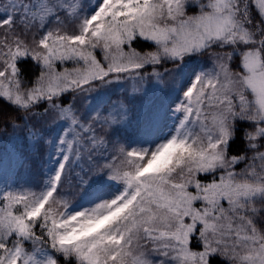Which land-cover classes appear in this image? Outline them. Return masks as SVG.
I'll return each mask as SVG.
<instances>
[{
	"label": "rangeland",
	"instance_id": "1",
	"mask_svg": "<svg viewBox=\"0 0 264 264\" xmlns=\"http://www.w3.org/2000/svg\"><path fill=\"white\" fill-rule=\"evenodd\" d=\"M251 2L262 26L251 18L247 0H0V95L14 103L25 94L35 100L66 91L116 67L118 59L142 66L145 59L123 52L136 38L164 45L168 58L208 52L178 66L136 71L128 84L117 81L119 89L116 80L109 90L101 88L115 100L120 91L143 95L152 86L133 114L118 102L103 118L106 97L93 94L87 113L134 136L123 150L130 157L124 169L108 167L99 189L90 193L91 185L62 213L49 207V196L77 162L67 112L58 113V136L49 134L56 140L47 147L34 146L30 132L31 154L38 148L31 159L13 160L5 151L9 133L5 139L0 134V264H55L52 252L76 264H210L211 256L226 264H264V226L248 220L261 213L262 188L232 179L240 157L226 154L231 123L243 122L255 158L249 162L264 165V0ZM63 11L77 16L78 32L45 30L38 48V30ZM14 22L21 27L12 34ZM34 52L43 73L34 88L22 87L15 62ZM85 118V127L92 125ZM81 165L87 171L94 162Z\"/></svg>",
	"mask_w": 264,
	"mask_h": 264
},
{
	"label": "trees",
	"instance_id": "2",
	"mask_svg": "<svg viewBox=\"0 0 264 264\" xmlns=\"http://www.w3.org/2000/svg\"><path fill=\"white\" fill-rule=\"evenodd\" d=\"M247 6L250 10L251 18H256L262 26L263 22L258 12L255 11L256 9H254L251 0H247ZM192 9L193 7L191 8V10ZM62 16L65 17L64 15ZM77 23H79L77 16H74L71 19L65 17V19L61 18L60 20H53V22L50 23V28L58 30L59 32L66 35L75 34L78 32ZM1 26L2 25H0V27ZM41 32V30H38V34L36 36L37 40L39 36H41ZM37 47H40V44H37ZM218 47L224 48L223 46ZM123 52L129 55L132 59L138 58V61H142L145 59L144 62L146 63L140 66V62L135 63L137 61L132 60L128 65H125L121 59H118L116 62V67L111 68L105 74L99 77L88 79L83 82L77 80L78 84L66 91L53 93L48 96H43L41 94V97H38L35 100L31 99V96L29 97V95H23L21 93L19 96L21 97V95H23L21 98H19V100L21 101L19 103H14L11 99H6L5 97H2L0 95V133L5 132L6 134H11L13 132H18L23 135L22 131L26 132L28 127H30L36 133L41 132L43 134L49 135L55 131V126L57 123L55 121L58 120L56 116H53L50 118L48 124H44V122L42 121V114L44 115V112L49 107H62L68 105L72 110L71 117L75 118L73 121H77V123H79L80 121H84L86 119L85 115L87 113V107L85 106V103L89 99L93 98V92L97 91L98 93V91H102L101 88H103V90H109L111 88L112 82L116 80L114 82V84L116 85L119 79H124L125 74L131 72L135 73L138 70L147 71L148 69L151 70L152 68L162 70L163 68L171 67L181 62L182 60H187V57L199 58L208 53L207 51H201L199 54H183L181 58H168L166 52L164 51V46L154 44L140 38L134 39L131 42L130 48L125 49ZM195 55H198V57H196ZM94 56L97 59L101 56V54L97 51L95 52ZM31 57L21 59L16 63L18 72L14 78H17V80L20 81L22 87L34 88L36 85H38V81L40 80L43 73L44 68L42 64L39 62V60L35 59V57ZM236 60L237 55L233 58V61ZM119 65H121V67L118 68ZM234 66L237 68L236 64ZM41 86L38 87V92H40L39 90L41 89ZM45 87L48 88V85H46ZM104 93L105 95L108 94V96L106 104L103 105V110L108 108L113 102L118 103L119 101L127 99L126 92L124 91H120L119 95L117 96L118 98L115 100L112 95H110L109 91H104ZM15 95L17 96V94ZM77 97H83L82 107H80V103L76 102ZM89 122L94 123L92 125H88V129H90L92 133L95 134V136L93 137L92 135H88V137L86 138V145L78 149V151L76 152L77 156L74 155L77 162H73L72 166H68L66 168V171H63V174L59 180V183L63 182V185L68 191L67 193L65 192V189L60 190L59 188H57L56 192L63 195L64 201L71 199L70 197L71 195H74L75 189L77 190L78 188H86L90 187L91 185L96 186L98 184L95 179L85 181L83 180V177L85 179H87L86 176H89L90 178L93 176L100 177L102 172H107L106 163L109 162L111 154L106 149L101 147V145L94 144L93 142L97 141L99 139L98 137H101L102 141L109 142L112 138H115L114 134L119 130V126H117L115 123L109 125L107 124V122H95L93 118ZM20 128H22V130ZM245 128L246 123L243 122H238L233 126L231 139L227 145L226 153L228 154V156L233 155L241 157L238 164L234 166L235 169L240 170V172L235 174V178L250 181L254 183L253 185L259 184L264 186V165L258 166L253 162H249L253 161V156L249 155L251 150L248 148V144L245 139ZM76 129L77 125H71V130L74 131ZM74 136L76 139H78L77 134H74ZM115 146L120 147L121 142L117 140L115 142ZM75 149L76 147L74 145L73 152ZM113 155H115V159L111 161L112 163L120 159H122V164H125V162H127V156L118 151V149L114 151ZM88 160L93 161L94 165L87 171L84 169H80V167L82 166L81 161L83 164H86ZM256 170L260 172L258 176H256ZM258 177L260 178V181L257 180ZM258 199H260L259 206L261 213L258 215H251V218L248 220L251 222H257L258 226H264V189ZM256 208V206L252 207L248 213H252ZM53 212L57 214V210L54 209ZM24 244L27 245V250L31 247L30 243L25 242ZM193 245L195 244L192 243V246ZM34 247L37 250L41 246H38L35 243ZM52 253H54L55 264L77 263L74 258L68 256L67 254L65 255L63 252ZM224 261L225 260L220 259L218 256H211L209 258L210 264H226ZM13 264H18V262H13Z\"/></svg>",
	"mask_w": 264,
	"mask_h": 264
}]
</instances>
